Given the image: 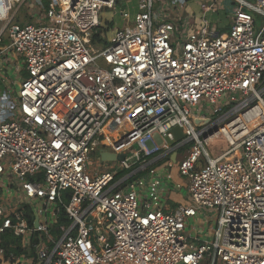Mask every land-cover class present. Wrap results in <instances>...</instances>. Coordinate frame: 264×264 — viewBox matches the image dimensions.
<instances>
[{
	"label": "built area",
	"instance_id": "built-area-1",
	"mask_svg": "<svg viewBox=\"0 0 264 264\" xmlns=\"http://www.w3.org/2000/svg\"><path fill=\"white\" fill-rule=\"evenodd\" d=\"M188 1L0 0V243L21 249L0 263L264 264V0H231L224 31ZM96 148L124 159L99 171Z\"/></svg>",
	"mask_w": 264,
	"mask_h": 264
},
{
	"label": "rangeland",
	"instance_id": "rangeland-1",
	"mask_svg": "<svg viewBox=\"0 0 264 264\" xmlns=\"http://www.w3.org/2000/svg\"><path fill=\"white\" fill-rule=\"evenodd\" d=\"M231 3V0H216V5H218V7H224L226 8L227 11H223L222 9H220V11H218L217 13H206V14H203V10H202V7L203 5H209L208 3V0H189L187 2V4L185 5V8L182 9V15H186V14H192L193 17H196L197 20H199L200 18H206L209 20V23L211 24H215L217 25L218 28H223L227 25L228 21H227V18H226V15L229 14L228 12L229 11V7L231 6L230 5ZM131 5H134L136 6V3H129L128 6H131ZM121 7H117V10L113 11V10H106L104 9L103 10V13L101 14L102 16H104L103 18H110L112 17L113 20H114V27H118V28H121L123 26V21L119 15V10H120ZM122 8H125V7H122ZM187 10V11H185ZM134 15V11H131V17H133ZM22 13H21V16L18 15V17L16 18V20H23V17H22ZM229 16V15H228ZM255 21H256V31H258L261 26H262V19H260L259 17L253 15ZM170 21L172 23H174V25L178 26L179 25V21L177 19V17L173 14H171V17H170ZM30 23V21H25L24 23H22V25H26ZM103 25V23H101V26ZM179 33L177 30L175 31L174 34H177ZM111 30H109V32L107 33V38L110 39L111 38ZM179 38H176L175 41H174V44L175 46L178 45L179 43ZM4 76L7 78V79H12V81H14V83L16 82V85L19 83V77L16 76V78H12V74L9 73V72H6L4 74ZM14 79V80H13ZM3 86V83L1 82V79H0V89L2 88ZM16 86L13 85V89L16 90ZM109 127V126H108ZM109 132V131H107ZM114 134L115 132L114 131H111V137H113V139H115L114 137ZM109 135V134H108ZM115 142H119L117 145H115V148L116 149H123V147L126 145V142L123 140V139H116ZM148 147H151V143H148L147 144ZM104 149H107V148H104ZM138 148L136 146H133L131 148V150L128 151V157L131 156L133 154V151L137 150ZM227 149V144L225 142V140L222 138V137H219L217 139H215L213 141V143H211L208 147H207V150L208 152L211 154V156H217L218 154L222 153L224 150ZM109 150V149H107ZM188 150H189V147H185L181 150L178 151V154H177V162L183 160L187 155H188ZM110 151V150H109ZM99 152H100V149H95L91 156H90V160L92 161V163L99 169V171H105V170H112L113 167H114V162H103L101 161L100 159V156H99ZM202 160V158L200 159ZM132 160L129 161V163H131ZM93 168V167H92ZM172 177L173 179H180V181L183 183H187L188 182V179L187 177H178L177 174H176V171L173 170L172 171ZM186 198V197H185ZM204 217L209 221L207 224V222H205L206 224H202L201 222L204 221ZM215 213L214 212H211V213H202V215H200L198 217V220H197V223H196V227L197 229L201 230L202 229H206L208 228L210 225L213 226L214 223H215ZM2 241H3V236H2ZM202 264H207L206 261H202Z\"/></svg>",
	"mask_w": 264,
	"mask_h": 264
},
{
	"label": "water",
	"instance_id": "water-1",
	"mask_svg": "<svg viewBox=\"0 0 264 264\" xmlns=\"http://www.w3.org/2000/svg\"><path fill=\"white\" fill-rule=\"evenodd\" d=\"M195 123H198V121H195ZM169 133L173 136V140H169L168 138H166L165 140L167 144L170 146L174 145L175 143L179 142L185 137L181 133V130L178 126L171 128ZM99 156H100L101 161L103 162L122 161L124 159V155H116L114 152H110L106 149L101 150L99 152ZM172 158H174V155L172 156Z\"/></svg>",
	"mask_w": 264,
	"mask_h": 264
},
{
	"label": "crops",
	"instance_id": "crops-1",
	"mask_svg": "<svg viewBox=\"0 0 264 264\" xmlns=\"http://www.w3.org/2000/svg\"><path fill=\"white\" fill-rule=\"evenodd\" d=\"M214 2V0H208V3L209 4H211V3H213ZM185 11H187V10H185ZM227 16H228V14H227ZM227 18V17H226ZM228 24V23H227ZM222 31H224V30H226V28L224 27V28H222L221 29ZM107 134H109V135H111V131H109ZM112 136V135H111ZM114 137H117V135L116 134H114ZM113 138V137H112ZM121 149H116V151H120ZM174 181L176 182V183H182L181 181H180V179H174ZM184 183V182H183ZM167 195H168V198H169V201H168V205L169 206H171V207H176L177 205H179L180 203H183L184 201H185V197H187V193H186V190H185V188H182L181 190H177V189H172L171 191H169L168 193H167ZM0 264H9L6 260L5 261H3L2 263H0Z\"/></svg>",
	"mask_w": 264,
	"mask_h": 264
},
{
	"label": "trees",
	"instance_id": "trees-1",
	"mask_svg": "<svg viewBox=\"0 0 264 264\" xmlns=\"http://www.w3.org/2000/svg\"><path fill=\"white\" fill-rule=\"evenodd\" d=\"M0 249H3L6 255L11 252L14 254L21 253V249L18 247V239L12 236L9 232L3 235V241L0 243Z\"/></svg>",
	"mask_w": 264,
	"mask_h": 264
},
{
	"label": "bare ground",
	"instance_id": "bare-ground-1",
	"mask_svg": "<svg viewBox=\"0 0 264 264\" xmlns=\"http://www.w3.org/2000/svg\"><path fill=\"white\" fill-rule=\"evenodd\" d=\"M107 131H113V129L109 126V127H106L105 128V131H104V133L107 135V138H108V140H109V143L113 146V148L116 150V148H115V145H117L119 142H115V139H113L110 135H108L107 133ZM115 132V131H114ZM217 138H219L218 136L215 138V139H217ZM215 139H213L212 141H211V143H213V141L215 140ZM210 143V144H211ZM124 148V147H123Z\"/></svg>",
	"mask_w": 264,
	"mask_h": 264
}]
</instances>
